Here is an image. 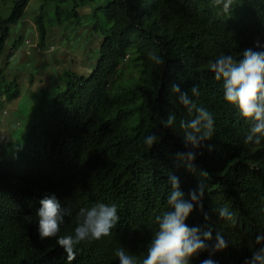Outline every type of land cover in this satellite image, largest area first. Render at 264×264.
Masks as SVG:
<instances>
[{
  "label": "trees",
  "instance_id": "trees-1",
  "mask_svg": "<svg viewBox=\"0 0 264 264\" xmlns=\"http://www.w3.org/2000/svg\"><path fill=\"white\" fill-rule=\"evenodd\" d=\"M30 1L14 0L9 15L0 16V65L11 28ZM55 1L71 7L76 21L90 6L93 29L107 25L89 74H66V87L55 95L52 113L30 124L24 146L13 159L0 156V264H65L57 237L40 238L36 210L44 196L63 192L69 173L100 190L106 186V198L135 206L132 215L139 222L172 210L168 180L174 175L184 200L199 185L204 187L187 217L193 221L190 225L200 229L210 220L209 224L222 226L212 217L226 207L234 213L229 233L253 224L261 227L264 138L259 144L245 143L252 121L223 99L222 81L215 79L209 65L222 54L239 60L245 49L264 51L255 47L257 42L264 45V0H233L229 13L213 6L212 0H54L49 18L42 0L33 16L36 48L48 49L45 21L51 30L64 23ZM18 32L14 50L23 40V30ZM153 51L164 64L149 59ZM15 58L7 55L8 62ZM126 66L133 69L132 78L122 75ZM173 84L213 117V135L200 147L184 141L181 121L192 120L195 112L189 114L179 102V94L171 91ZM193 85L199 87L198 96H192ZM18 88L0 69V95L15 99ZM170 114L175 121L166 128L163 122ZM152 133L159 139L148 147L144 138ZM7 136L3 131L1 145ZM189 151L196 153L191 162ZM152 228L146 231L152 234ZM71 234L70 226L60 225L58 236ZM82 242L75 249L80 262L92 246ZM99 258L93 264H115L118 257L112 252L99 253Z\"/></svg>",
  "mask_w": 264,
  "mask_h": 264
},
{
  "label": "clouds",
  "instance_id": "clouds-1",
  "mask_svg": "<svg viewBox=\"0 0 264 264\" xmlns=\"http://www.w3.org/2000/svg\"><path fill=\"white\" fill-rule=\"evenodd\" d=\"M212 3L229 13L233 0H212ZM255 47L264 45L257 42ZM241 56L237 60L222 54L210 63L209 68L215 79L222 81L223 99L237 107L243 118L252 121L245 143L259 144L264 138V51L248 48ZM149 59L158 65L164 64L155 51L149 53ZM171 91L179 94V102L189 114L195 112L192 120L180 124L186 130V145L202 146L213 135L211 113L197 106L188 92L181 91L179 84H173ZM191 93L198 96L199 87L193 85ZM174 121L175 116L170 114L163 122L164 127L172 126ZM158 139L155 133L149 134L144 138V144L152 147ZM208 147L211 150L213 146ZM186 156L191 162L196 153L189 151ZM188 167L195 171L191 163ZM66 181L58 197L44 196L36 210L40 238L57 237V244L64 249L61 258L65 264H93L94 260H101L99 253L108 255L112 252L118 257L115 264H264V222L261 227L253 224L229 233L228 221L234 222V213L221 207L216 210L218 216L212 218L222 226L209 224L210 220L209 225L200 229L190 225L193 221L187 217L203 196V185L189 193V200H184L178 177L170 176L168 183L172 191L168 204L172 210L145 223L132 215L135 206H128L122 199L106 198V186L100 190L85 178L71 173L67 174ZM61 224L70 226L74 234L58 236ZM151 226L152 234L146 231ZM81 241L92 246L88 257L80 262L75 259V249Z\"/></svg>",
  "mask_w": 264,
  "mask_h": 264
},
{
  "label": "rangeland",
  "instance_id": "rangeland-1",
  "mask_svg": "<svg viewBox=\"0 0 264 264\" xmlns=\"http://www.w3.org/2000/svg\"><path fill=\"white\" fill-rule=\"evenodd\" d=\"M41 1L29 2L21 20L11 28V37L7 43L12 50L7 47L1 57L0 69L5 79L15 81L19 87L15 99L8 100L2 97L4 94L0 95V135L3 131L8 135V140L6 139L2 145L3 139L0 137V156L7 160L13 159L23 148L30 124L44 120L52 113L55 95L66 87V74L78 73L84 76L89 74L92 64L96 61L95 51L103 37L102 31L107 25H100L97 30L93 29L95 20L91 16L90 6L82 10L83 15L76 21L71 7L63 4L60 6L59 2L55 1V8L60 7L64 23L56 25L51 30V23L45 21L49 29L46 42L48 49L36 48L38 30L33 16L39 12ZM53 1L45 2L47 18L52 14ZM13 2L14 0H0L1 17L5 18L9 15ZM20 30H23V40L14 50L12 44L21 35L18 32ZM9 53L17 58L8 62ZM88 58L91 61H88ZM130 66L124 67V71L121 70L122 75H126L127 78H132L133 74Z\"/></svg>",
  "mask_w": 264,
  "mask_h": 264
}]
</instances>
